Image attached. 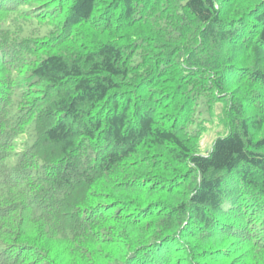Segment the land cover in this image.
<instances>
[{
    "label": "trees",
    "instance_id": "1",
    "mask_svg": "<svg viewBox=\"0 0 264 264\" xmlns=\"http://www.w3.org/2000/svg\"><path fill=\"white\" fill-rule=\"evenodd\" d=\"M0 264H264V0H0Z\"/></svg>",
    "mask_w": 264,
    "mask_h": 264
},
{
    "label": "rangeland",
    "instance_id": "2",
    "mask_svg": "<svg viewBox=\"0 0 264 264\" xmlns=\"http://www.w3.org/2000/svg\"><path fill=\"white\" fill-rule=\"evenodd\" d=\"M216 112H218L219 116L216 117L215 121L212 124H209V131L207 134L204 135L201 141V151H202L201 153L205 155L209 152V150H211L215 140L226 134L225 130L227 129L221 120V118L223 117L222 107L218 106ZM31 143H32V139L28 135H25L24 137L23 136L19 137L16 141L14 154L9 159L8 165L16 164L17 154L23 151V149L26 148L27 145H30Z\"/></svg>",
    "mask_w": 264,
    "mask_h": 264
}]
</instances>
